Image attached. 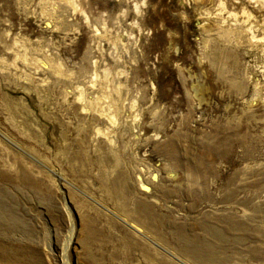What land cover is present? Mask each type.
Wrapping results in <instances>:
<instances>
[{"label": "rangeland", "instance_id": "obj_1", "mask_svg": "<svg viewBox=\"0 0 264 264\" xmlns=\"http://www.w3.org/2000/svg\"><path fill=\"white\" fill-rule=\"evenodd\" d=\"M1 217L0 264H264V0H0Z\"/></svg>", "mask_w": 264, "mask_h": 264}, {"label": "bare ground", "instance_id": "obj_2", "mask_svg": "<svg viewBox=\"0 0 264 264\" xmlns=\"http://www.w3.org/2000/svg\"><path fill=\"white\" fill-rule=\"evenodd\" d=\"M251 1H254L255 3H258V1H260V0H250V2ZM262 1V0H261ZM212 176V175H211ZM224 176V175H223ZM209 187V186H208ZM206 192V191H205ZM149 206V205H148ZM150 207V206H149ZM144 209V208H143ZM150 209V208H149ZM146 215V214H145ZM157 218V217H156ZM134 220V219H133ZM252 220V219H251ZM2 222H3V219H2V217L0 218V225L2 224ZM212 247V246H211ZM114 258H115V256H114V254H111L109 257H107V262L109 261V262H111L112 263V261L114 260ZM128 258V257H127ZM102 260H105V257L103 256V255H101L100 256V258H98V259H93V264H99ZM158 264V263H157Z\"/></svg>", "mask_w": 264, "mask_h": 264}]
</instances>
